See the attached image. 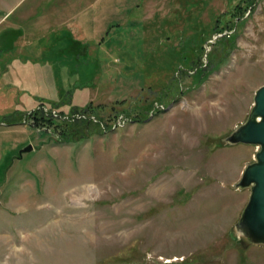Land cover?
<instances>
[{
	"label": "rangeland",
	"instance_id": "1",
	"mask_svg": "<svg viewBox=\"0 0 264 264\" xmlns=\"http://www.w3.org/2000/svg\"><path fill=\"white\" fill-rule=\"evenodd\" d=\"M85 14L76 51L0 50V264H264L235 229L256 147L225 140L264 86V0Z\"/></svg>",
	"mask_w": 264,
	"mask_h": 264
},
{
	"label": "crops",
	"instance_id": "2",
	"mask_svg": "<svg viewBox=\"0 0 264 264\" xmlns=\"http://www.w3.org/2000/svg\"><path fill=\"white\" fill-rule=\"evenodd\" d=\"M101 7H112V0H34L16 21L9 23L7 34L10 33L11 37L6 31L0 34V50L8 44V50L15 51L19 55L28 53L31 57V60L19 61V59L15 63L11 60L10 66L17 65V62L25 66H30L31 62L32 65H36L41 57L51 54L53 49L57 54L66 53L70 36L75 42V45H71V50L76 51L82 47V45L78 46L77 42L83 43L88 39V34L84 32L86 24L83 23L86 19L85 9ZM15 8L16 6L13 9ZM69 8L83 9L82 15L78 18L74 17L72 21L68 20ZM13 9L0 19L1 25L8 22L11 17H6ZM90 14L88 11L87 20ZM16 31L19 32L18 35ZM3 64L4 61L0 60V65ZM60 64L63 66L64 63L60 61Z\"/></svg>",
	"mask_w": 264,
	"mask_h": 264
},
{
	"label": "water",
	"instance_id": "3",
	"mask_svg": "<svg viewBox=\"0 0 264 264\" xmlns=\"http://www.w3.org/2000/svg\"><path fill=\"white\" fill-rule=\"evenodd\" d=\"M228 145L245 144L256 147L254 161L244 169L238 189H249V201L235 229L240 238L252 245H264V86L255 95L254 106L247 121L225 138ZM33 150L29 147L20 151Z\"/></svg>",
	"mask_w": 264,
	"mask_h": 264
}]
</instances>
